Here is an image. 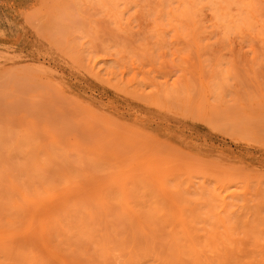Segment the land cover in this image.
<instances>
[{"label":"rangeland","instance_id":"obj_1","mask_svg":"<svg viewBox=\"0 0 264 264\" xmlns=\"http://www.w3.org/2000/svg\"><path fill=\"white\" fill-rule=\"evenodd\" d=\"M0 264H264V0H0Z\"/></svg>","mask_w":264,"mask_h":264},{"label":"bare ground","instance_id":"obj_2","mask_svg":"<svg viewBox=\"0 0 264 264\" xmlns=\"http://www.w3.org/2000/svg\"><path fill=\"white\" fill-rule=\"evenodd\" d=\"M93 102L96 103V104L101 103L100 100H93ZM231 157H233V158H239L240 156H238V155L233 156V155H231V154H230V156L226 155V158H231ZM240 159H243V158H240Z\"/></svg>","mask_w":264,"mask_h":264}]
</instances>
